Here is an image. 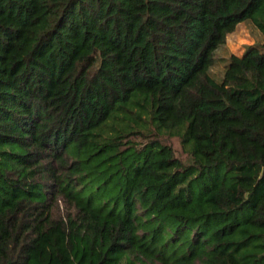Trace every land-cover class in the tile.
Returning <instances> with one entry per match:
<instances>
[{
	"label": "trees",
	"instance_id": "16d2710c",
	"mask_svg": "<svg viewBox=\"0 0 264 264\" xmlns=\"http://www.w3.org/2000/svg\"><path fill=\"white\" fill-rule=\"evenodd\" d=\"M0 264H264V0H0Z\"/></svg>",
	"mask_w": 264,
	"mask_h": 264
},
{
	"label": "rangeland",
	"instance_id": "374dc122",
	"mask_svg": "<svg viewBox=\"0 0 264 264\" xmlns=\"http://www.w3.org/2000/svg\"><path fill=\"white\" fill-rule=\"evenodd\" d=\"M262 40L247 24H240L235 31L226 38L224 49L216 51V58L227 57V54L241 55L247 46L253 45ZM216 69H220L219 66Z\"/></svg>",
	"mask_w": 264,
	"mask_h": 264
}]
</instances>
